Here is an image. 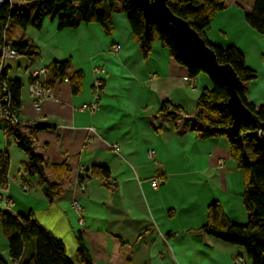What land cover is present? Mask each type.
<instances>
[{"label": "crops", "instance_id": "obj_1", "mask_svg": "<svg viewBox=\"0 0 264 264\" xmlns=\"http://www.w3.org/2000/svg\"><path fill=\"white\" fill-rule=\"evenodd\" d=\"M255 2L228 0L206 38L215 47L243 53L247 68L258 74L244 86L245 95L249 104L259 107L264 104V35L246 21ZM112 23L110 36L97 23L59 30L50 19L41 29L11 30L14 41H31L40 51L34 63L26 57L7 63L9 80L23 85L19 124L26 135L33 125L50 127L36 134L37 151L45 153L51 165L69 164L72 183L65 187L67 194L50 205L39 179L25 174L27 155L0 121V152L10 157L9 185L0 187V214L33 215L65 245L73 264H80L79 235L94 264H251L244 248L202 232L213 203L221 205L232 223L248 222L244 173L229 141L201 140L191 132L181 135V121L175 125L159 115L162 103L168 102L194 116L202 90L211 87L209 79L202 75L190 80L186 68L159 42L144 60L127 14L120 9ZM64 62L70 63V74L83 73L80 93L73 94L67 80H57L54 98L36 111L28 71ZM97 81L104 87L93 110ZM96 166L109 169L108 182L88 178ZM155 178L161 181L158 188L152 187ZM35 254L36 243L31 241L25 256ZM0 257L15 264L1 224Z\"/></svg>", "mask_w": 264, "mask_h": 264}, {"label": "trees", "instance_id": "obj_2", "mask_svg": "<svg viewBox=\"0 0 264 264\" xmlns=\"http://www.w3.org/2000/svg\"><path fill=\"white\" fill-rule=\"evenodd\" d=\"M227 1L167 0V4L174 14L187 21L207 42L216 53L221 65H230L233 68L242 83L238 91L241 100L264 123V104L259 107L249 104L244 88L246 84L258 78L257 72L247 68L245 57L240 50L234 47L228 49L215 47L206 38L207 28L215 17L226 9ZM19 2L20 4L13 1L0 6V50L10 45L18 52L19 57H26L34 63L40 56L38 47L31 41L23 43L14 41L10 35L13 28L41 29L44 21L50 19L57 22L59 30L76 29L81 24L97 23L105 34L110 36L114 32L113 14L120 9L127 14L134 39L139 45L144 60L149 59L153 45L159 42L169 50L179 65L186 68L190 80L194 81L202 75L209 79L211 87L202 90L194 116L186 115L181 108L168 102L162 103L159 115L166 117L175 125L181 121V135L191 132L201 140L223 137L229 141L232 155L239 162L240 169L244 173V203L248 222L246 225L232 223L221 205L213 203L208 208L207 222L202 232L225 243L244 248L251 264H264V150L255 140L242 141L241 139L242 134L255 130L252 124L242 122L238 131L232 132L233 119L226 108L229 94L224 83L206 65L184 54L162 26L156 22L147 24L141 7L130 0H19ZM246 21L259 34L264 35V0H256L253 9L246 14ZM1 66L0 55V121L4 125L6 135L13 138L14 144L27 155L26 176L39 179V185L45 187V196L52 205L67 194L68 189L65 187L72 183L70 180L72 168L67 163L51 165L45 153L37 151L36 134L50 127L33 125L32 132L26 135L19 123H14L11 116H5L1 112V109L6 106L4 99L8 97L11 113L19 120L23 89L22 83L9 80L8 68L2 70ZM69 66V62H64L54 63L48 67V85L52 87L57 80H67L71 84L73 94L76 95L81 91L83 73L70 74ZM249 145L256 158L254 162L246 153ZM9 167L8 152H0V187L2 189H6L9 185ZM48 172L54 178V182H51ZM87 173L88 178H98L107 182L111 179V173L107 167L96 166ZM79 179L83 181L81 176ZM23 184L28 185L27 182ZM0 224L9 241L10 257L15 263L73 264L67 255L65 245L43 229L34 220L33 215L14 217L1 213ZM31 241L36 243V254L27 258L26 248ZM77 243L80 264H94L81 235ZM0 264L7 263L0 257Z\"/></svg>", "mask_w": 264, "mask_h": 264}, {"label": "water", "instance_id": "obj_3", "mask_svg": "<svg viewBox=\"0 0 264 264\" xmlns=\"http://www.w3.org/2000/svg\"><path fill=\"white\" fill-rule=\"evenodd\" d=\"M130 1L141 7L147 24L156 22L162 26L184 54L206 65L224 83L229 94L226 108L233 119L232 132H237L242 122L252 124L255 130L242 134L241 139L255 140L264 150V123L241 100L238 91L242 83L233 68L218 62L214 50L187 21L172 12L167 0Z\"/></svg>", "mask_w": 264, "mask_h": 264}, {"label": "built area", "instance_id": "obj_4", "mask_svg": "<svg viewBox=\"0 0 264 264\" xmlns=\"http://www.w3.org/2000/svg\"><path fill=\"white\" fill-rule=\"evenodd\" d=\"M12 0H0V6L4 5L5 3H11ZM120 50V46L115 47V52H118ZM0 55L2 58V66L1 69L5 70L7 68V63L11 60H17L19 58L18 52L13 49L10 45L4 46L0 50ZM28 76L30 79V83L28 86L29 93L31 95V98L34 101V108L36 111H39L41 107L50 99H53L55 96V91L52 87L48 85V75H47V68H39V69H33L31 68L28 71ZM103 86L102 81H97L95 83V93L97 95L96 101L93 104L92 109L96 110L98 108V98L100 97V89ZM6 92V90H5ZM4 103L6 106L1 109V112L5 116H11L14 123H19V120L14 117V115L11 113L10 109V101L9 98L6 97L4 99ZM155 152L150 151L149 156H154ZM160 179L155 178L152 182L153 188H158L160 186ZM81 187L83 190H85L86 186L85 184L81 183ZM77 208L80 210L81 208L76 204ZM15 264H18L17 262ZM235 264H243L242 261H237Z\"/></svg>", "mask_w": 264, "mask_h": 264}, {"label": "rangeland", "instance_id": "obj_5", "mask_svg": "<svg viewBox=\"0 0 264 264\" xmlns=\"http://www.w3.org/2000/svg\"><path fill=\"white\" fill-rule=\"evenodd\" d=\"M14 0H12V2H13ZM246 153H247V155L249 156V158L251 159V161L252 162H254L255 161V157L253 156V154H252V149H251V146L249 145V146H247V148H246Z\"/></svg>", "mask_w": 264, "mask_h": 264}]
</instances>
